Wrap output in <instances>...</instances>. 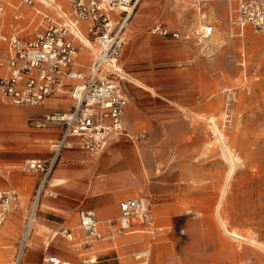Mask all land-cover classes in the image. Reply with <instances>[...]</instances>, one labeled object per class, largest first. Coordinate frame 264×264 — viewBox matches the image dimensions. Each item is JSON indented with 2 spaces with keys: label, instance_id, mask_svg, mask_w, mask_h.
<instances>
[{
  "label": "rangeland",
  "instance_id": "1",
  "mask_svg": "<svg viewBox=\"0 0 264 264\" xmlns=\"http://www.w3.org/2000/svg\"><path fill=\"white\" fill-rule=\"evenodd\" d=\"M19 6L26 26L34 12ZM235 10L230 0L140 2L126 24L120 60L128 136L111 140L99 154L87 153L83 161L91 164L76 163L80 169H67L62 155L70 149L62 150L38 201L23 264H43L53 255L75 264L96 256L98 264L113 258L116 264H264V34L253 25L241 28ZM204 17L207 22L199 27ZM158 24L181 36L153 33ZM91 57L87 49L78 56L84 72ZM72 105L69 93L35 106L0 101V189L16 188L20 195L0 227V264H14L41 183V175L24 172L25 162L52 158L62 132L58 124L39 128L31 122ZM4 108L27 113L17 119ZM210 119L224 134L234 162L222 217L228 230L257 244L231 238L216 218L230 163ZM103 165L106 170L98 169ZM58 178L66 183L54 186ZM52 192L58 196L50 198ZM130 198L146 200L151 224L136 219L139 232L107 238L108 219L118 217L121 203ZM96 201L104 238L88 243L79 211ZM49 211L63 223L44 220ZM39 224L46 234L37 241ZM68 228L72 239L61 233Z\"/></svg>",
  "mask_w": 264,
  "mask_h": 264
},
{
  "label": "built area",
  "instance_id": "2",
  "mask_svg": "<svg viewBox=\"0 0 264 264\" xmlns=\"http://www.w3.org/2000/svg\"><path fill=\"white\" fill-rule=\"evenodd\" d=\"M141 1L65 0L61 4L59 0H0V101L35 106L65 93L73 101L70 111L49 113L31 122L39 128L58 124L62 134L52 145V159H29L23 167L28 174L41 175V183L14 264H21L31 238L38 201L62 150L78 143L83 151L96 155L111 140L128 136L124 126L128 97L121 85L124 73L120 60L126 24ZM230 1L236 5L235 20L241 28L253 25L264 34V0ZM20 4L34 12L26 26L22 25ZM152 32L177 38L180 34L169 32L162 24L154 26ZM84 49L92 56L86 72L77 61ZM19 201L16 190L0 191V227ZM120 210L117 218L107 221L109 239L130 233L136 219L151 224L144 198L129 199L121 204ZM100 224L94 210L79 211V227L90 240L104 238ZM61 233L72 239L69 230ZM45 263L71 264L57 258H48Z\"/></svg>",
  "mask_w": 264,
  "mask_h": 264
},
{
  "label": "bare ground",
  "instance_id": "3",
  "mask_svg": "<svg viewBox=\"0 0 264 264\" xmlns=\"http://www.w3.org/2000/svg\"><path fill=\"white\" fill-rule=\"evenodd\" d=\"M65 0H59V2L61 4H63L62 2H64ZM207 15V14H206ZM202 17V16H201ZM205 18L204 17V21H205ZM203 20V17L201 18V21ZM207 20L205 22H201L199 27L203 26L204 24L203 23H206ZM210 22V21H209ZM205 26V25H204ZM199 29V28H198ZM212 39V38H211ZM202 40V39H201ZM208 40V39H207ZM211 41V40H210ZM201 42V41H200ZM135 82L140 86V87H147L145 86L143 83L139 82L138 80H135ZM55 100H61V99H55ZM54 100V101H55ZM57 102V101H56ZM62 102H64L65 104H69V100H62ZM51 103V102H50ZM55 103V102H54ZM4 111L9 114V115H13L14 117H17L18 118H21L22 116L26 115V111L24 110H19V109H16V108H4ZM213 118V117H212ZM209 124H211V128L213 129V132L215 134V137H216V140L221 143L220 145L222 146V149H223V155H224V158L230 163V171L225 179V182H224V186L222 187V190H221V195L218 199V202H217V205H216V218H218L219 222L221 223V226L223 227L224 231L226 232V234L228 236H230L231 238L233 239H237L239 241H249V242H252V243H255L257 244L256 242H254L252 239L249 240L247 236H244V235H241L240 233H238L237 231L235 230H228V227L226 226L225 222H224V219L222 217V208H223V202H224V199H225V196H226V193H227V190H228V187H229V183H230V179L232 177V174L234 172V162H233V159L230 155V152L228 150V147L225 145L224 143V134L221 132V130L219 129V127L217 126L216 122L213 120V119H210L208 121ZM147 132V131H146ZM20 151V150H19ZM120 163V162H119ZM126 164L124 162H121V164L119 165H123ZM104 166V165H103ZM125 166V165H124ZM127 168V167H126ZM125 168V169H126ZM110 169V167L108 168ZM123 169V168H122ZM100 170H106V169H100ZM98 172V171H97ZM96 177V176H95ZM52 182V181H51ZM65 183V180L63 179H57L55 180V184L54 185H61ZM91 185V184H90ZM91 187V186H90ZM105 223V222H104ZM56 232V231H55ZM107 233V232H106ZM46 234V228L45 226L43 225H38V227L36 228V231H35V234H34V237L35 239L38 241V239L41 237V236H44ZM109 235V233H108ZM55 238V236H54ZM49 244V243H48ZM263 247V246H262ZM141 255H147V252H143V253H140ZM52 258V257H50ZM92 260V262H95L96 258L95 257H92L90 258Z\"/></svg>",
  "mask_w": 264,
  "mask_h": 264
},
{
  "label": "crops",
  "instance_id": "4",
  "mask_svg": "<svg viewBox=\"0 0 264 264\" xmlns=\"http://www.w3.org/2000/svg\"><path fill=\"white\" fill-rule=\"evenodd\" d=\"M55 100V99H54ZM54 100H52V101H54ZM62 100H64V99H61V100H55V101H57V102H60V101H62ZM43 103V102H42ZM41 103V104H42ZM71 110V109H70ZM61 134H62V132H61ZM60 137H61V135H60ZM70 150L69 151H62L61 153H60V155L63 153V155H62V159H64V161H66V167H67V169H80V168H78L77 166H79V165H77L76 163H78V162H80L81 163V161H83V160H86V159H84V157L85 156H88V154L86 153V152H84L79 146H78V143L77 144H75L73 147H71V148H69ZM32 159H37V158H32ZM50 159H52V158H50ZM50 159H44V160H50ZM29 160V159H28ZM38 160H43V159H38ZM27 161V160H26ZM56 163H57V159H56ZM56 163H55V165H54V171H53V173L51 172V175H52V177H53V175H54V172H55V169H57V167H56ZM83 163H89V161L88 162H86V161H83ZM89 164H91V163H89ZM82 166H85V165H82ZM106 167L107 166H103V167H98V169H106ZM58 169H60V168H58ZM61 169H65V168H61ZM110 169H113V167L112 168H110ZM30 175H33V174H30ZM50 175V176H51ZM14 178H17V177H15L14 176ZM58 179H63V180H65L64 178H58ZM25 181V180H24ZM65 183H66V180H65ZM64 184V183H63ZM63 184H61V185H63ZM54 186H60V185H54ZM46 187V186H45ZM10 190H16L17 192H18V190L16 189V188H11V189H6V190H2V189H0V191H10ZM19 193V192H18ZM58 196V194L57 193H55V192H52V193H49V197L50 198H56ZM131 199V198H130ZM132 199H134V198H132ZM127 200H129V199H127ZM127 200H125V201H127ZM125 201H123V202H125ZM41 202H42V200H41ZM40 202V203H41ZM122 202V203H123ZM121 203V204H122ZM17 204H19V203H15L13 206H12V209L14 208V206H16ZM61 204V206H65L64 205V203L63 202H61L60 203ZM69 207V206H68ZM101 208V203L99 202V201H96L93 205H92V210H94L95 211V209H100ZM12 211V210H11ZM96 212V211H95ZM100 213V212H99ZM102 213V212H101ZM100 213V215L102 216V217H105L106 215H107V213L105 212L104 214L102 213L101 214ZM97 214V213H96ZM49 215L50 216H48L47 215V218L44 216V220H46L47 222H50L51 224H62L63 222L62 221H59V218H60V216L59 215H57V213L55 214V213H53V212H50L49 211ZM56 215V216H55ZM97 216H98V214H97ZM115 218H117V217H115ZM115 218H110V219H115ZM98 219H99V216H98ZM78 220H79V217H78ZM100 220V219H99ZM109 220V219H108ZM135 221V220H134ZM134 221H133V228H132V230H131V232H130V234H135V233H137V232H139L138 230H134V229H136L137 228V226L135 225V223H134ZM63 230V229H62ZM61 230V231H62ZM67 230H69V232L72 234V231H71V229H67ZM82 231V230H81ZM82 233H83V235H84V237L87 239V241H88V243H90V241H92V240H90L89 238H87L86 237V235L84 234V232L82 231ZM55 236H56V234H55ZM33 237H31V239H32ZM31 239H30V241H31ZM49 245V244H48ZM29 246H31V244L30 243H28V245H27V247H26V249L24 250V252H23V255H22V260H21V264H23L24 263V260H25V256H26V254H27V251H28V248H29ZM17 252H19V249H18V247H17V250H16ZM16 252V253H17ZM96 255V254H95ZM52 258H57V259H59V260H61V261H63V262H68V263H71V264H75L72 260H70V259H63V258H60V257H58V256H56V255H53L52 256ZM96 258V260H95V262H93V263H86L85 261H84V264H98L99 263V261H98V256H96L95 257ZM15 259V258H14ZM46 259H48V257H46V258H43V264H47V263H45V260ZM115 258H113V259H108V260H106V261H104L103 263L101 262L100 264H116V262H113V260H114ZM89 260H91V259H89ZM13 263H14V261H13ZM138 264H142V263H138Z\"/></svg>",
  "mask_w": 264,
  "mask_h": 264
}]
</instances>
